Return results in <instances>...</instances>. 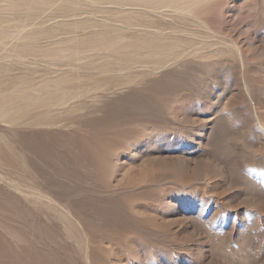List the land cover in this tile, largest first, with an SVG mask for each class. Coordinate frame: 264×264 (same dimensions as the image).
I'll list each match as a JSON object with an SVG mask.
<instances>
[{"label": "rangeland", "instance_id": "1", "mask_svg": "<svg viewBox=\"0 0 264 264\" xmlns=\"http://www.w3.org/2000/svg\"><path fill=\"white\" fill-rule=\"evenodd\" d=\"M134 2L0 0V264H264V0Z\"/></svg>", "mask_w": 264, "mask_h": 264}, {"label": "bare ground", "instance_id": "2", "mask_svg": "<svg viewBox=\"0 0 264 264\" xmlns=\"http://www.w3.org/2000/svg\"><path fill=\"white\" fill-rule=\"evenodd\" d=\"M185 1V0H184ZM182 0V2H184ZM199 1V0H198ZM181 2V3H182ZM179 3V0H135V2L132 4V6H143L145 8H148V9H151V10H154V12H158L160 13V10L162 11L163 8H176L178 7ZM180 3V4H181ZM197 3V2H196ZM127 5V4H126ZM131 5V4H130ZM176 6V7H175ZM180 6V5H179ZM187 6V5H186ZM190 7V6H189ZM179 8V7H178ZM185 8V7H184ZM183 13V12H182ZM147 14V13H145ZM131 26V25H130ZM123 39V38H122ZM121 39V40H122ZM159 40V39H158ZM157 40V41H158ZM112 43V42H110ZM105 44V43H104ZM157 44V43H156ZM143 45V44H142ZM103 46V45H102ZM144 46V45H143ZM100 47V46H98ZM105 47V46H104ZM103 47V48H104ZM107 49H113L115 48V45H113V43L111 45H107L106 46ZM94 50V49H93ZM96 50V49H95ZM99 50V49H98ZM163 50V49H162ZM111 51V50H110ZM153 51V50H152ZM161 51V50H159ZM169 54V53H168ZM147 59V58H146ZM173 59V58H172ZM169 61V60H168ZM171 61V60H170ZM176 61V60H175ZM162 63V62H161ZM172 63V62H171ZM164 64H166L165 62H163V64H158V67H163ZM174 65V64H173ZM141 66V65H140ZM138 67V66H137ZM151 68V67H150ZM107 69V68H105ZM152 69V68H151ZM156 70V69H155ZM159 70V69H158ZM157 70V71H158ZM153 71V70H152ZM143 73V72H142ZM132 83V81H131ZM129 84V83H128ZM34 102L33 99H29L28 100V103L32 104ZM50 105L52 106H56L57 104H60V102H58L57 100L53 99V101H51L49 103ZM8 116V115H6ZM6 116H0V118H3V117H6ZM7 118V117H6ZM10 123H15V120H12L10 121ZM51 128V127H50ZM54 130V129H53ZM140 136V135H139ZM29 165L32 169H34L38 175L40 176V181H37L36 185L33 187V192L36 193L39 197H44L46 199H49L50 201H53L54 203L57 204V206L60 208V210L62 212H64L72 221H74V223L79 227L82 235L85 236V239L90 243L91 240H92V237L90 235V232H89V228H88V225H87V220H86V216H87V213L85 212V210L80 206L78 205V203H76V201H71V200H67L65 202V204H60L61 202H59L58 200L53 197V192H56L57 190L59 191L61 189V184L59 185L56 181H50V180H46L44 177H42L40 175V173L38 172L37 168L35 167V165L30 161L29 162ZM65 183V182H64ZM62 188H64L62 186ZM57 191V192H58ZM57 201V202H56ZM49 202V201H48ZM50 204V203H49ZM55 204V205H56ZM51 205V204H50ZM87 242V243H88ZM88 246V245H87ZM91 257V256H90ZM91 263L94 264L95 263V260H94V257L92 256V259H91Z\"/></svg>", "mask_w": 264, "mask_h": 264}]
</instances>
